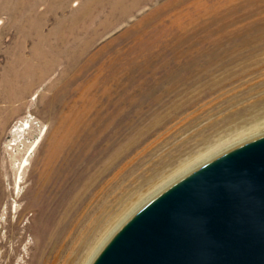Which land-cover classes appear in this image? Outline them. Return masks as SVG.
<instances>
[{
    "label": "rangeland",
    "instance_id": "374dc122",
    "mask_svg": "<svg viewBox=\"0 0 264 264\" xmlns=\"http://www.w3.org/2000/svg\"><path fill=\"white\" fill-rule=\"evenodd\" d=\"M36 53L54 66L0 99V264H64L118 226L92 264L209 161L155 193L179 166L264 122V0H0V84Z\"/></svg>",
    "mask_w": 264,
    "mask_h": 264
},
{
    "label": "water",
    "instance_id": "95a60500",
    "mask_svg": "<svg viewBox=\"0 0 264 264\" xmlns=\"http://www.w3.org/2000/svg\"><path fill=\"white\" fill-rule=\"evenodd\" d=\"M92 264H264V135L150 199Z\"/></svg>",
    "mask_w": 264,
    "mask_h": 264
},
{
    "label": "bare ground",
    "instance_id": "6f19581e",
    "mask_svg": "<svg viewBox=\"0 0 264 264\" xmlns=\"http://www.w3.org/2000/svg\"><path fill=\"white\" fill-rule=\"evenodd\" d=\"M47 56H48V54H46V53H36V54H34V57L32 59L29 58V59L23 60L24 59L23 57H21V56L18 57L17 60L20 61L21 64L24 66V72H22V73L15 72V74L13 76V81H9L6 78V76L4 78L5 80H3V79L1 80V84H0V99H4V101L6 100V101L9 102V101L20 99L22 96H24V93L27 92L37 82L38 78H40V76L36 77V76L32 75L33 70L31 68V66H33L35 64L34 60H38L41 64H44L46 69H43V70L45 71V73H47L49 71L48 69H50V68H52L54 66V64H55L54 62L46 61V57ZM41 77H43V76H41ZM32 78H34V82H32ZM21 81H24L23 85L20 84ZM258 124L256 123V124H254L252 126H249L250 128L248 130L246 129L245 131H242V132L238 133L236 136H234V139L232 138L233 139L232 141L228 139L229 142H223V143L217 144L215 146H212L211 149L209 148L210 150L208 149L206 153L203 152L204 154L201 153V154H199L196 157L194 156L195 158H192L190 160L191 162H187V164H183L182 166H179V168H177V170H175L173 172V174H171L172 173L171 172L170 173L171 175L167 176L166 180L163 181L164 184L157 185V187L155 188L154 192L157 193L160 189H163L165 186L169 185V183H171L175 179L174 178V179L169 181V178H172L174 176H176V178H177L179 175L184 176L185 173L190 172V170L192 171L193 169L198 167L200 164L202 165L204 162L212 160L214 157H212L211 154L216 153L218 155H216V154L215 155L219 156V155L224 154L225 152H227L228 149H233L236 146H240L241 144H245V143H247V142H249V141H251L253 139H256V138H258L260 136H263L264 135V122L262 124H259V125ZM257 132H260V133H257ZM235 142H237V143H235ZM228 143L232 144L229 148L226 146ZM224 147H227L228 149L225 148V150L220 151ZM198 161H200L201 163L198 162ZM195 162H198V163L195 164L194 166H196V167H194L192 169L193 166H191V165H192V163H195ZM166 182H168V183H166ZM49 185H50L49 182H45V183L41 182L39 187L40 188L45 187V186L48 187ZM151 195H148V196L150 197ZM147 201H148V199L145 200V203ZM142 203H144V202H142ZM135 210H133L131 212H134ZM131 212L129 214H131ZM129 214L127 215V217L129 216ZM127 217H125V218H127ZM123 221H124V219H123ZM112 227H113V229H112ZM112 227H110V229H108L107 232H105V233L102 232L100 234L98 232L99 233L98 234L99 235L98 240H97V238L95 240L93 239L94 241L92 240L93 241L92 245L91 246L89 245V248L87 249L86 252L84 251V253H80L79 251H77L76 254L72 255L70 258L68 256V261L66 263H64V264H88L90 262L92 256L98 250V248L106 240L107 236L112 231H114L118 226L117 227L112 226ZM50 233L51 232L46 233L45 236H47ZM100 237L101 238L103 237V238L101 239ZM52 239H53V234L51 233L50 234V238L48 240V244L49 243L52 244ZM96 241H99V242L96 244ZM94 245H96V246L94 247ZM86 246H88V245H86ZM83 249H84V247H83ZM67 251H68L67 249L62 248V251H60V257H61V255H66ZM1 255L2 254L0 253V257H1ZM56 257L57 256H55V259H54L52 264H55ZM28 264H39V261L38 262L37 261L34 262V260H32V258H31Z\"/></svg>",
    "mask_w": 264,
    "mask_h": 264
}]
</instances>
